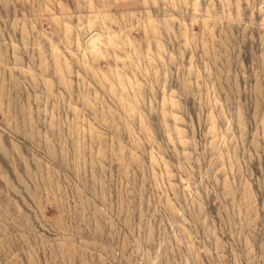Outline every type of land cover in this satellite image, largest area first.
<instances>
[{"label": "rangeland", "instance_id": "1", "mask_svg": "<svg viewBox=\"0 0 264 264\" xmlns=\"http://www.w3.org/2000/svg\"><path fill=\"white\" fill-rule=\"evenodd\" d=\"M0 264H264V0H0Z\"/></svg>", "mask_w": 264, "mask_h": 264}]
</instances>
